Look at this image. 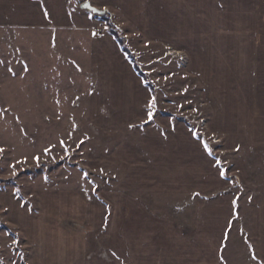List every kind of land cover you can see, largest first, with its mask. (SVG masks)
<instances>
[{
  "label": "rangeland",
  "instance_id": "1",
  "mask_svg": "<svg viewBox=\"0 0 264 264\" xmlns=\"http://www.w3.org/2000/svg\"><path fill=\"white\" fill-rule=\"evenodd\" d=\"M39 1L0 0V264H264V0Z\"/></svg>",
  "mask_w": 264,
  "mask_h": 264
},
{
  "label": "crops",
  "instance_id": "2",
  "mask_svg": "<svg viewBox=\"0 0 264 264\" xmlns=\"http://www.w3.org/2000/svg\"><path fill=\"white\" fill-rule=\"evenodd\" d=\"M66 0H40L39 3H37L38 7H39V13L42 16V21L45 22L46 24L49 25H55L56 27H61V26H66V24L68 25V20L67 18L70 19L69 15H68V9L66 6ZM2 11V10H0ZM1 15H4L1 17ZM54 15L57 16V18H54ZM60 16V17H59ZM63 16V17H61ZM63 23V24H60ZM23 24H25L24 22L19 23H15L12 21V15L11 13H6V12H2V14L0 13V28H4V27H20V26H24ZM33 24L38 25V26H44V24H39L33 21ZM262 26H264V23H261ZM53 27V26H52ZM254 30H258V27H253ZM264 30V29H263ZM264 39V35L262 36ZM264 46V44H262ZM80 203H85L87 204L89 207L90 205L93 203L92 199H90L89 197H85L84 201L82 200ZM20 206L22 207V205L20 204ZM20 207V208H21ZM23 208V207H22ZM21 208V209H22ZM50 237V236H49ZM57 238V236H56ZM82 238L83 236L81 234V236L77 237V232H65L64 237H61V240H63L62 242H65V247L62 248L61 250H58L54 247V244H51V241L53 239V237L51 238H47L46 234L45 236H43L41 239L42 243H45V245H47L48 250L46 249L45 246L37 243L35 246V250L39 256H42V260L44 261L43 264H60V261H69V263L66 264H94L92 262H86L84 260V254L86 249L82 246H77L78 243V239ZM39 241V242H41ZM40 247V248H39ZM78 247V248H77ZM40 249V250H39ZM58 253H62L61 255V259H58ZM67 256L68 258H65V260H62L64 256ZM72 258V260H71ZM71 261V262H70ZM41 262V261H39ZM65 263H61V264H65ZM35 264V263H34ZM37 264H39L37 262ZM42 264V262L40 263ZM116 264H123L121 262H117ZM220 264V263H218Z\"/></svg>",
  "mask_w": 264,
  "mask_h": 264
},
{
  "label": "trees",
  "instance_id": "3",
  "mask_svg": "<svg viewBox=\"0 0 264 264\" xmlns=\"http://www.w3.org/2000/svg\"><path fill=\"white\" fill-rule=\"evenodd\" d=\"M111 35L113 36V39L115 40V42L117 43L119 49L121 50L122 54L125 56V58L130 62L134 72L141 77L142 79L144 78L142 76V74H140V72L138 71V68L136 67L135 61L134 59L131 57V55L129 54V52L127 51V49L125 48V46L122 44V41L120 40V38L115 34V33H111ZM149 90H152V88L148 87Z\"/></svg>",
  "mask_w": 264,
  "mask_h": 264
},
{
  "label": "water",
  "instance_id": "4",
  "mask_svg": "<svg viewBox=\"0 0 264 264\" xmlns=\"http://www.w3.org/2000/svg\"><path fill=\"white\" fill-rule=\"evenodd\" d=\"M86 5H87V7H86ZM80 8H81L82 10H87V11H89V12L95 14V15H104V12L97 10L96 8H94V7H93L90 3H88V2H84V3H82V4L80 5Z\"/></svg>",
  "mask_w": 264,
  "mask_h": 264
},
{
  "label": "snow or ice",
  "instance_id": "5",
  "mask_svg": "<svg viewBox=\"0 0 264 264\" xmlns=\"http://www.w3.org/2000/svg\"><path fill=\"white\" fill-rule=\"evenodd\" d=\"M86 7H87V5H86ZM149 119H151V117H152V114H151V112H149ZM205 150L206 151H208L209 152V154H211V152H210V149H208V146L207 145H205ZM224 175V173L223 172H221V176H223Z\"/></svg>",
  "mask_w": 264,
  "mask_h": 264
}]
</instances>
